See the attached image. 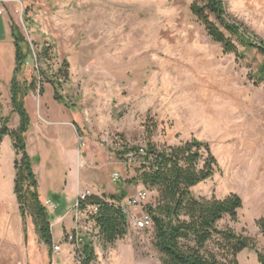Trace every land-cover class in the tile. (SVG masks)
I'll return each instance as SVG.
<instances>
[{
  "label": "rangeland",
  "instance_id": "1",
  "mask_svg": "<svg viewBox=\"0 0 264 264\" xmlns=\"http://www.w3.org/2000/svg\"><path fill=\"white\" fill-rule=\"evenodd\" d=\"M221 1L228 17L248 30L255 43L264 41V0ZM203 2L3 0V16L18 27L33 56L47 54L27 66L24 78L29 80L40 66L59 79L60 95L68 104L55 102L47 84L25 98L30 119L26 151L39 200L55 202V194L67 209L78 185L94 191L107 184L110 194L126 195L123 202L144 188L131 182L139 164L128 165L119 156L124 150L148 144L163 150L192 139L206 143L219 171L193 187L192 195L239 196L237 219L225 218L218 227L253 238L264 253V239L255 226L264 216V84L254 77L262 57L254 49L244 50L227 33L243 56L223 54L190 14L192 3ZM9 48L11 54H0V118H8L7 127L14 130L19 118L9 100L10 42ZM2 140L0 264H49L48 248L37 239L31 220L19 222L13 195L16 156L10 138ZM146 190L148 204H154L157 193ZM57 214L48 210L52 237L61 248ZM95 249L105 247L99 242ZM107 257L112 264H161L151 227L131 233ZM61 259L65 262V256ZM237 261L258 264L251 250L241 252Z\"/></svg>",
  "mask_w": 264,
  "mask_h": 264
},
{
  "label": "trees",
  "instance_id": "2",
  "mask_svg": "<svg viewBox=\"0 0 264 264\" xmlns=\"http://www.w3.org/2000/svg\"><path fill=\"white\" fill-rule=\"evenodd\" d=\"M190 14L203 26L208 37L219 44L223 54L243 56L225 33L234 37L244 50L254 49L262 57L255 73L256 83L264 84V41L256 40L242 26L234 23L226 14L221 0H204L202 4L192 3ZM213 18V21L210 20ZM10 35L14 47V68L9 82L10 106L19 118V125L12 130L7 127L8 118H0V144L9 137L15 153L13 161V194L18 213L24 225L30 219L39 242L52 248L49 217L45 206L39 200L38 180L33 171L31 158L26 151V135L30 119L24 100L43 84L50 85L53 100L64 107L68 104L60 95L61 84L57 77L49 76L40 66L33 70L27 80L23 72L30 65H37L47 54L34 57L31 47L10 21ZM63 74L62 79H66ZM131 148L119 153L122 159ZM145 157L140 159L136 177L131 182L140 183L144 189L155 191L154 204H147L145 210L151 218L153 246L161 264H239L238 255L251 250L258 264H264V253L259 251L255 240L232 228L218 225L225 218L234 222L242 208V201L236 194L223 199L195 198L191 189L212 178L219 170L210 147L192 139L175 147L157 150L150 144L145 147ZM126 195L91 194L81 205L95 206L91 216L97 229L98 240L103 245H112L127 233V222L120 205ZM259 234L264 239V216L255 222ZM87 263L97 264L92 249H84Z\"/></svg>",
  "mask_w": 264,
  "mask_h": 264
},
{
  "label": "built area",
  "instance_id": "3",
  "mask_svg": "<svg viewBox=\"0 0 264 264\" xmlns=\"http://www.w3.org/2000/svg\"><path fill=\"white\" fill-rule=\"evenodd\" d=\"M3 0H0V15H3L2 10ZM145 148H137L136 152H128L124 158L128 165L135 164L136 161L140 164V159L145 157ZM119 176L113 174V179L118 180ZM92 193L89 190H84L77 194L73 211L74 228L64 236V243L72 248V254L75 264H94L87 263L84 249L89 246L93 252L99 244L98 229L91 218L96 212L95 206H87L81 209V205L85 202L87 197ZM148 204V193L146 189H139L133 196L129 197L127 201L123 202L120 207L126 217L127 226L135 231H144L151 227V218L145 210ZM49 202H45L48 207ZM139 211V212H137ZM61 248L54 245L51 248V258L55 260L59 256Z\"/></svg>",
  "mask_w": 264,
  "mask_h": 264
},
{
  "label": "crops",
  "instance_id": "4",
  "mask_svg": "<svg viewBox=\"0 0 264 264\" xmlns=\"http://www.w3.org/2000/svg\"><path fill=\"white\" fill-rule=\"evenodd\" d=\"M9 42L12 45V54H13V62H14V47H13V43H12V39H11V35H10V21L6 17H4L3 15H0V54H11V50L9 48ZM13 68H14V64H13ZM12 71H13V69H12ZM0 150H1V144H0ZM0 164H1V159H0ZM1 181H2V184H4L5 183V177H2ZM86 186H89V185L85 184V185L76 186V189L74 191L75 196H77L78 193H80L84 190H89L95 196L108 195V194H110L109 192H111V190L109 189L107 184H102L103 188L100 190H97L94 188L95 189L94 191H91ZM38 188H39V185H38ZM54 198H55L54 199L55 202H52V201L47 199L41 203L44 204V206H45V202L50 203V205L48 207L45 206L47 213H48V210H51V209H55L58 212V214H57L58 216L55 219L54 223L58 224L62 227L61 235H60V238L58 240V243H59L62 241L64 242L65 234L69 233L74 228L72 209L75 205L76 199H75L73 205L70 208L66 209L61 204L59 205V203H58L59 200L55 194H54ZM19 222H21V219H19ZM135 232H139V231H135L132 228L127 229V233L123 239L114 242L112 245H104V247H105L104 251H99V250L97 251V249H95L94 255L96 257L97 264H112L109 262V258L107 256L110 257V255L114 251H116L117 245L124 242V240L127 239L128 236L131 235V233L133 234ZM51 239H52V246L57 245L56 240L52 237V234H51ZM58 246H60V245H58ZM121 247L123 248V246H121ZM126 247H129V244L128 245L126 244ZM101 252L104 253V256H106V258L103 256V253H101ZM61 256H65V262H64V260L61 259ZM47 257H48L49 264H75L74 259H73V254H72V248H71V246H69L66 243H64L62 245L61 250L59 252V256L55 260H52V258H51V248L48 249Z\"/></svg>",
  "mask_w": 264,
  "mask_h": 264
}]
</instances>
